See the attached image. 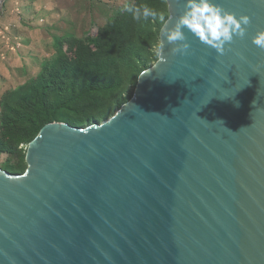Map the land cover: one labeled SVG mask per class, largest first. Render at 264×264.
I'll list each match as a JSON object with an SVG mask.
<instances>
[{
  "label": "water",
  "instance_id": "95a60500",
  "mask_svg": "<svg viewBox=\"0 0 264 264\" xmlns=\"http://www.w3.org/2000/svg\"><path fill=\"white\" fill-rule=\"evenodd\" d=\"M6 0H0V13ZM165 59L112 117L45 125L23 175L0 170V264H264V0H213L243 38L219 54L165 0Z\"/></svg>",
  "mask_w": 264,
  "mask_h": 264
},
{
  "label": "trees",
  "instance_id": "16d2710c",
  "mask_svg": "<svg viewBox=\"0 0 264 264\" xmlns=\"http://www.w3.org/2000/svg\"><path fill=\"white\" fill-rule=\"evenodd\" d=\"M144 3L168 15L165 0H135L129 5ZM167 18L136 21L123 8L112 40L118 50L110 55H100L102 45L93 40L75 41L67 50L60 42L54 65L25 86L17 96L18 104L9 108V112L26 114L22 141L30 144L50 123L83 129L112 117L131 99L125 98L129 86L136 87L139 76L158 60L152 48L159 43ZM7 171L16 172L13 168Z\"/></svg>",
  "mask_w": 264,
  "mask_h": 264
},
{
  "label": "rangeland",
  "instance_id": "374dc122",
  "mask_svg": "<svg viewBox=\"0 0 264 264\" xmlns=\"http://www.w3.org/2000/svg\"><path fill=\"white\" fill-rule=\"evenodd\" d=\"M135 0H6L0 13V170L15 175L27 169L29 144L22 131L26 114L9 108L18 94L59 56L58 44L67 50L75 41L100 42V55L117 52L112 42L116 22L125 4ZM163 19L167 11H163ZM163 21V20H162ZM130 38V35L129 37ZM90 48L93 52L94 47ZM98 53V52H97ZM156 62L150 64L152 67ZM149 67V68H150ZM135 91L129 86L125 98Z\"/></svg>",
  "mask_w": 264,
  "mask_h": 264
},
{
  "label": "clouds",
  "instance_id": "9594fccd",
  "mask_svg": "<svg viewBox=\"0 0 264 264\" xmlns=\"http://www.w3.org/2000/svg\"><path fill=\"white\" fill-rule=\"evenodd\" d=\"M124 10L136 21H147L150 18L163 19V15L148 4L124 5ZM250 23L248 15H237L226 10L213 0H185L184 10L176 23L165 34L167 42L173 45V53L186 54L191 45L185 33L190 32L201 43L214 48L217 53L225 52V45L230 44L234 37L243 38L246 26ZM253 44L264 49V30L259 31L253 38ZM153 54L161 62L162 46L157 43L152 48Z\"/></svg>",
  "mask_w": 264,
  "mask_h": 264
},
{
  "label": "flooded vegetation",
  "instance_id": "af4514ba",
  "mask_svg": "<svg viewBox=\"0 0 264 264\" xmlns=\"http://www.w3.org/2000/svg\"><path fill=\"white\" fill-rule=\"evenodd\" d=\"M3 6V5H2Z\"/></svg>",
  "mask_w": 264,
  "mask_h": 264
}]
</instances>
